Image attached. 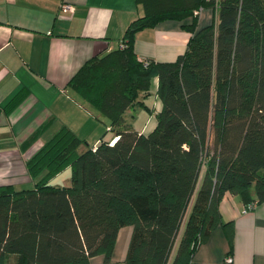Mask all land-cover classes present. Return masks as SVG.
<instances>
[{
    "label": "trees",
    "instance_id": "obj_1",
    "mask_svg": "<svg viewBox=\"0 0 264 264\" xmlns=\"http://www.w3.org/2000/svg\"><path fill=\"white\" fill-rule=\"evenodd\" d=\"M137 1L144 14L122 46L87 60L68 83L113 137L90 146L62 125L26 162L33 184L0 185V264L109 259L126 225L125 264H191L218 225L231 238L220 211L227 192L244 205L264 201V0ZM205 8L213 19L198 27ZM188 18L175 60L138 57L140 30ZM155 76L162 106L144 133L129 111L152 109ZM68 166L71 184H51Z\"/></svg>",
    "mask_w": 264,
    "mask_h": 264
},
{
    "label": "crops",
    "instance_id": "obj_2",
    "mask_svg": "<svg viewBox=\"0 0 264 264\" xmlns=\"http://www.w3.org/2000/svg\"><path fill=\"white\" fill-rule=\"evenodd\" d=\"M64 2L72 4L73 11H62ZM205 9L198 27L213 19V9L211 19ZM143 14L137 0H0V185L33 184L25 176L26 162L62 125L89 145L90 138H99L92 145L106 139L110 125L68 83L87 60L119 47L126 28ZM190 21L166 19L140 30L138 57L175 60L187 48L190 33L183 24ZM151 86L154 103L145 101L152 109L140 107L149 118L140 128L133 124L144 133L155 126L161 108L158 77ZM17 94L16 105L10 106ZM220 211L223 221L233 224L231 238L218 225L199 245L191 264H264V201L245 210L244 202L227 192ZM131 235L132 226H123L111 257L94 255L91 264H125Z\"/></svg>",
    "mask_w": 264,
    "mask_h": 264
},
{
    "label": "rangeland",
    "instance_id": "obj_3",
    "mask_svg": "<svg viewBox=\"0 0 264 264\" xmlns=\"http://www.w3.org/2000/svg\"><path fill=\"white\" fill-rule=\"evenodd\" d=\"M210 10H211L210 8H206L205 9V12H207V15H209V18L208 19H211L212 18V13L209 12ZM204 14H206V13H204ZM206 17L207 16L203 15V19L204 18L206 19ZM200 19L201 18H199V21H200ZM147 99H148L147 102L150 104V106L153 105L154 100H155V91L152 89V86H151V94L147 97ZM159 101H160V104L162 106V102H161L160 99H159ZM135 109H136V111L133 112V113H135L136 117L135 118H133V117L131 118L130 117L128 120L130 122H132L133 124H135L136 128H140L146 122V120L149 118V117H147V114L148 113H147V111H145L144 109H141L138 106ZM153 121H155V117H154V120ZM156 123H157V119H156ZM154 127L152 129L149 128L147 130V133H149L150 131H152L154 129ZM112 136H113L112 130L107 131V133H106V139H110ZM98 140H99V138H90V140L88 139V142L90 143V145H92V144L96 143ZM71 175H72V169H71V167L68 166L65 169H63L62 171H60L59 173H57L54 177H52V179L50 180V183L51 184H54V185H61V186L70 185L71 184ZM19 176H21V175H19ZM25 176H26V178H29L28 173H26ZM9 177H13V176H9ZM14 177H17V176H14ZM12 180H14V179H12ZM26 184L27 183H25V184H19L18 187L19 188H22L23 186H26Z\"/></svg>",
    "mask_w": 264,
    "mask_h": 264
},
{
    "label": "built area",
    "instance_id": "obj_4",
    "mask_svg": "<svg viewBox=\"0 0 264 264\" xmlns=\"http://www.w3.org/2000/svg\"><path fill=\"white\" fill-rule=\"evenodd\" d=\"M73 7H74V6H73L72 4L67 3V2L62 3L61 6H60L61 10L64 11V12H70V11H73ZM120 46H122V44H120ZM115 139H116V138H115ZM115 139H114V140H115ZM255 206H256V204H255V205H251V204L244 205V209H245V210H247V209H251V208H253V207H255ZM226 259H227L228 262H232V260H233L232 256H228Z\"/></svg>",
    "mask_w": 264,
    "mask_h": 264
}]
</instances>
